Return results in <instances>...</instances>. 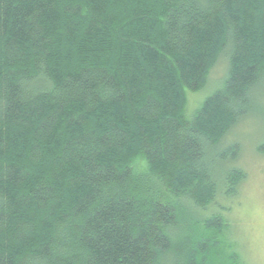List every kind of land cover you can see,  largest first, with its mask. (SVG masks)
<instances>
[{
    "label": "trees",
    "instance_id": "trees-1",
    "mask_svg": "<svg viewBox=\"0 0 264 264\" xmlns=\"http://www.w3.org/2000/svg\"><path fill=\"white\" fill-rule=\"evenodd\" d=\"M259 85L264 0H0V264H244L205 213Z\"/></svg>",
    "mask_w": 264,
    "mask_h": 264
},
{
    "label": "rangeland",
    "instance_id": "rangeland-1",
    "mask_svg": "<svg viewBox=\"0 0 264 264\" xmlns=\"http://www.w3.org/2000/svg\"><path fill=\"white\" fill-rule=\"evenodd\" d=\"M228 67L226 52L219 55L209 70L203 88L187 91L184 115L188 119L198 105L216 89L225 78ZM232 143L238 144L234 160L213 163V172L221 175L222 168L240 169L244 179L237 193L227 197L222 189L205 214L220 212L229 224V237L244 264H264V153L258 146L264 143V86L252 91L248 113L240 117L220 142L219 150ZM214 150L207 148L206 156L214 159ZM215 160V159H214ZM228 161V160H226Z\"/></svg>",
    "mask_w": 264,
    "mask_h": 264
}]
</instances>
